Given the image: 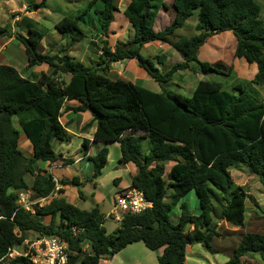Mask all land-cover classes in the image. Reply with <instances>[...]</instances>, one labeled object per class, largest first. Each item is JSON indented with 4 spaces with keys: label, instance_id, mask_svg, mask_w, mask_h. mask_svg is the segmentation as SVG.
<instances>
[{
    "label": "trees",
    "instance_id": "1",
    "mask_svg": "<svg viewBox=\"0 0 264 264\" xmlns=\"http://www.w3.org/2000/svg\"><path fill=\"white\" fill-rule=\"evenodd\" d=\"M47 2L33 3L28 11L44 9ZM162 8H168L164 0H130L123 13L134 29L133 38L117 41L113 48L104 41L101 56L92 67L70 56L67 49L60 54L42 53L45 29L32 18L21 17L20 25L27 34H17L16 38L25 48L29 67L48 65L51 73L43 72L35 80L24 78L10 65H0V261L25 242V234L35 233L38 239L51 236L67 242L68 264H100L104 256L113 257L136 243L154 252L163 249L157 264H185L188 246L211 248L212 240L222 236L212 227L214 203L221 199L226 203L217 206L220 219L234 224L244 221L246 194L234 189L229 169L245 168L264 188V103L255 88L264 86L262 7L256 0H173V21L156 31L153 26ZM118 10L116 0H89L82 15L63 18L56 29L63 39H70L72 47L87 37L81 20L92 12L99 34L108 39ZM195 11L198 34L176 37V31ZM9 28L0 25V40L10 36ZM224 32L235 37L234 57L257 66L253 80L232 90L219 81L200 80L192 96L186 97L174 91L156 93L108 75L112 64L124 60H136L139 68L161 86L180 71L197 74L192 63L199 64L203 73L222 74L217 65L199 62L198 54L207 38ZM154 41L169 44L182 61L162 72L166 56L150 59L141 53ZM71 101L81 105H67ZM87 111L96 129L93 141L84 139L82 147L92 163L93 178L102 176L109 150L103 148L90 156L92 142H117L121 164H133L137 169L132 187L153 205L141 214L125 215L113 233L105 228L106 216L99 207L80 209L62 197L40 205L55 192L64 194L59 185H82L78 178L58 182L47 171L37 169L36 163H75L56 154L53 141L63 142L68 136L61 123L64 113ZM17 126L32 145L31 156L20 147L22 137ZM144 139L151 143L147 154L142 151ZM173 158L180 162L171 169L172 181L166 182L165 163ZM28 175L33 177L31 185L26 181ZM192 190L200 200V215L188 214L182 204L181 216L173 222V208ZM20 191L28 192L30 209L21 205ZM80 198H84L82 192ZM47 216L51 217L49 224L39 219ZM189 225L194 228L188 230ZM250 254H259L264 264V235L246 234L224 264H245L243 258ZM11 263L33 264L24 256Z\"/></svg>",
    "mask_w": 264,
    "mask_h": 264
},
{
    "label": "rangeland",
    "instance_id": "2",
    "mask_svg": "<svg viewBox=\"0 0 264 264\" xmlns=\"http://www.w3.org/2000/svg\"><path fill=\"white\" fill-rule=\"evenodd\" d=\"M18 1V2H17ZM42 0H25L27 4V10H30L28 8L30 5L33 3H39ZM89 1V0H88ZM262 7V19L264 20V0H256ZM15 2L20 5L19 0H15ZM87 0H49L48 1V6L42 10L38 9H33L35 10L34 13H31L34 19L37 21H40L48 27L47 29L50 31L48 34L47 38L42 42L40 46V51L42 53H52V54H60V52L64 49H67V53H69V50L73 48L74 46L70 47V42L68 40L63 39L59 33L57 35L55 32H53L54 24L55 22L60 21V18H65V17H78L83 14L85 10ZM164 3L167 5L169 9L166 13H163L165 16H161L159 20L156 22L157 29L162 30L164 29L162 26H169L170 25V19L174 17V8H173V0H164ZM118 7L123 6L120 5L119 2H117ZM164 9V8H163ZM26 10V11H27ZM12 12H7L2 15L3 21L5 24H8L9 22H12L11 18L15 19L16 17H19L22 15L24 12H20L19 9L13 8L11 10ZM43 12L45 14H43ZM47 15V17L45 16ZM61 16V17H59ZM63 16V17H62ZM86 21H90L89 17L87 15L84 16ZM198 23V11H195L193 16L189 18L185 24V26L179 30L176 31L175 36L180 38V37H189L198 34L196 31V26ZM89 24V23H87ZM166 24V25H165ZM90 26V25H89ZM94 26L92 25L89 29L91 31H87V37L84 38L80 43V45L77 46V48L74 50L76 53V56L80 59L86 58L88 61H86L88 64H93L94 61L96 62L99 60L101 53H102V48L104 45V41H108L109 46L112 48L116 45L117 41H122L126 42L129 39H132L134 34L132 28L129 26L126 18L123 15H118L116 16V19L112 25L113 31L120 32L118 35L111 36L107 39L104 38L103 36L99 37L97 35H100L99 32H96ZM120 27H122L120 29ZM93 29V30H92ZM95 32V33H94ZM17 34H22L18 32V30H10V36L5 37L3 40L0 41V57L7 55V59L10 61L14 58V53H15V60L18 62V65L20 64V61L22 63V66H18L20 70H23V65L25 66V62L27 61V56L25 54V51H20L24 47L23 45L17 40L16 35ZM50 34L53 36H50ZM54 34V35H53ZM5 45V46H4ZM234 43L232 40H229L228 38H225L222 35H214L212 37H209L206 39L205 44L203 45V50L201 52V55L199 56V59L201 62H208L211 63L214 66H218L219 70L221 71L222 74H217L214 72H208L203 74L201 68L198 70V73H192L190 71H184V72H179L176 74L175 78L169 84L166 88H162L160 84L156 83L154 80H151L147 75V73L143 69H139V75L140 77H148V79H141L137 83L144 88L151 90L153 92H161V89H165L168 91H181V94H183L186 97H191L192 96V89L197 85V83L200 80H211V81H219L222 82L224 85L225 89L232 90L233 87L239 83H245L247 84L250 82V77L252 75H242L243 74V69L240 63L241 61L243 63H246L245 60H236L234 57ZM99 51V53H98ZM149 53L153 56L156 54V51L153 49H149ZM206 55V56H205ZM6 57V56H5ZM179 57V56H178ZM211 57L215 58L212 59V61H209L210 59H204ZM23 59V60H22ZM85 59V60H86ZM176 60V59H175ZM175 60L171 62H168L164 65V69L167 70L170 67H172L173 64H175ZM181 60V58H180ZM8 61V62H9ZM238 61V63L236 62ZM240 61V62H239ZM229 63V64H228ZM97 64V63H96ZM232 64V67L234 68L233 65H235L237 74L232 69L230 66ZM230 65V66H229ZM139 68V67H138ZM163 67H161L162 69ZM51 73V69L48 65H42L39 67H35L33 70H31L30 77H33V79L37 80L41 73ZM136 68L134 69V66H130L123 69L122 67L114 64L111 65V68L108 72V75L114 77L115 79L121 78H132L134 77L133 75H136ZM142 73H145L147 75H143ZM239 74V75H238ZM111 78V77H110ZM133 79V78H132ZM261 88V89H260ZM258 89V88H257ZM259 95L262 97L263 103H264V86L259 87V90H257ZM65 114L63 115L62 122L66 126L67 130L72 131L74 134L78 135L79 137L85 136L87 134L88 138L89 135L93 133V123H92V118L91 120H88L83 124L82 120L80 119H72L68 121V119L65 117ZM90 115V114H89ZM89 119V118H87ZM81 121V122H80ZM21 133V144L20 147L24 151V153L27 156L32 155V149L30 148V143L24 139H26V136L22 129L17 126ZM71 136V137H70ZM68 136L66 139H68L67 142L61 143L58 140L54 143V148L56 150V153H64L62 154L63 157L67 159H73L75 160L76 157L82 156V140L78 139L75 137L73 134ZM29 143V144H28ZM68 145V146H66ZM98 149V146H94L92 149L93 152H95ZM110 150V157L108 158V163L106 165V169L103 172L102 177L99 179V187L98 190L96 191V194L94 197H90L84 201L80 202L79 205L80 207H84L88 210H91L95 207H100L102 212H104L106 215H108L109 211L112 208L111 201L113 196L116 193V187H118L121 179L123 181L124 186H128L130 182L129 178V173L126 171V167L121 166V164L118 163L116 160V155H117V150L114 145L109 147ZM92 153V152H91ZM145 153V152H144ZM57 166H63L61 162H57ZM55 165V164H53ZM50 166L49 164L45 165L46 167ZM84 168L82 169L81 165H70L67 166V168L61 169L59 172H62V175L64 177H68V172L73 175V176H84L86 179H90V176L93 174V166L91 163H88V161L85 160L83 162ZM37 169H39V163H36ZM64 167V166H63ZM246 170L245 168H241ZM237 173V169L233 170V173ZM119 177L121 179H119ZM256 178V177H255ZM70 181L74 179L73 177L67 178ZM26 181L28 183L33 182V177L28 175L26 177ZM93 180H88V193L90 184L93 185ZM260 184V182H259ZM70 188L69 190H73L74 195L77 197V199L80 198L79 190L75 186L67 187V189ZM72 188V189H71ZM86 189V190H87ZM191 199H194L191 198ZM52 199L49 198L48 200L45 201H40V205L42 206L46 203H49ZM25 203L27 207L30 209L31 203H30V197L29 195L27 196ZM192 204V212H196L194 209V202H190ZM99 205V206H97ZM197 213V212H196ZM199 213V212H198ZM172 218L174 219V216L172 215ZM43 223L49 224L51 222V217H44ZM218 229L224 233L225 235L228 236V224H226L222 220L217 221ZM105 228L107 229L108 233H113L115 232L119 227H120V221L116 220V217L114 215V212H111L110 215L107 216L105 224ZM28 243L30 244L32 241L35 239V234L33 233H27L25 234ZM29 244L26 245L25 247L29 248ZM85 249L86 246H85ZM27 252V250L25 249ZM20 253H24V249L21 248L19 250ZM157 254L158 252H152L149 249L145 247L143 243H140L138 245H133L128 247L127 249L123 250L121 253L117 254L114 258L111 257L110 255L104 256L103 259L107 260L106 262L103 260L101 261L100 264H156L157 263ZM187 260L188 264L190 263L191 260H195L196 264L199 263L198 261H203L202 257H199L198 255H192L189 256L187 255ZM200 264V263H199Z\"/></svg>",
    "mask_w": 264,
    "mask_h": 264
},
{
    "label": "crops",
    "instance_id": "3",
    "mask_svg": "<svg viewBox=\"0 0 264 264\" xmlns=\"http://www.w3.org/2000/svg\"><path fill=\"white\" fill-rule=\"evenodd\" d=\"M117 2H119V4L120 5H123V6L118 7ZM129 2H130V0H116V4H117V7H118L119 10L117 12H115L114 21L116 19L117 14L118 15H123L126 18V16L124 15L123 12H124L125 8L127 7V5L129 4ZM19 3H20V5H18L15 2V0H0V25H2V26H8V27H10L9 28L10 30H13V31L14 30H18L19 33L22 32L23 35H26L27 34V30L24 27H22V25H20V19H21L22 16H27L29 18L34 19L35 17H33L31 13H34L35 10L28 11L27 10V4H26L25 0H19ZM87 5H88V0H87L85 9H86ZM47 6H48V2H47ZM16 7L19 9L20 12H23V10H24V12L22 13L21 16L16 17L15 19H13V17H12L11 20H13V21L12 22H9L8 24H5V22L3 21L4 19H3L2 15L4 13H6V11L7 12H12L11 10L13 8H16ZM38 10H42V9H38ZM166 10L168 11L169 9H166V8L163 9L162 8L158 12V15H157V17L155 19V23H154V26H153L156 31H162L166 27H168V26H162L164 29L159 30V29H157V25H156V22L159 20V18L161 16H165L163 13H166L167 12ZM43 14H45V13L43 12ZM174 15H175V12H174ZM45 16L47 17V15H45ZM87 16L89 17V20L90 21H86L84 17L81 20V27L84 30V33L87 35V31H91V29H89V28L92 25L94 26L93 28H95L96 32H99V29H98L99 25L97 23V20L95 19V16L93 15V13L92 12L91 13H88ZM59 17H61V16H59ZM62 19L63 18H60L59 20H62ZM173 19H174V17L170 19V24L173 21ZM126 20H127L128 24H129V26L132 28L133 34H134V29H133L130 21L127 18H126ZM114 21L112 22L111 27H110V31H109L110 34H111V36L120 34V32L113 31V29H112V25H113ZM37 22L46 31L45 38L43 39V41H44L47 38V36L50 33V31L47 29L48 27L46 26V24H44V23H42L40 21H37ZM58 22H55V24L53 25L54 28H52L53 29V32H55L56 35L58 33V30L56 29V24ZM87 23H89V24H87ZM121 28L122 27H120V29ZM220 35H222L225 38H228L229 40H232L233 41V43L235 45L233 52H235L236 40H235V37L233 36V34L231 32H224V33H222ZM50 36H52V35L50 34ZM97 36H99V37L101 36L102 37V35H97ZM1 40H3V39H1ZM65 40H68L70 42V39H68V38H66ZM78 45H80V44H77L76 46H74L73 48H71L69 50V53L68 54L70 56L76 58L77 60L81 61L84 65H86L88 67H92V66L96 65V63L98 62V60L96 62L94 61V63L90 65V64H88L86 62V61H88L86 58L80 59V58H78V56H76V53H75L74 50L77 48ZM202 48H203V46L199 50V54H198V60H199V62H201L200 59H199V56L201 55V52L203 50ZM149 49H153L154 51H156V54H154L152 56L149 53ZM20 51H25V48H23ZM98 53H99V51H98ZM141 53H142L143 56H145L147 58H150V59H154L156 56H159V55H164V56H166L168 62H171V60L174 61L175 59H176L175 60V63L182 61V59L180 60L181 57L178 55V53H176L175 50L169 44H167L165 42H162V41H154V42H151L149 44H146L142 48ZM5 56H1L0 57V65L1 64H5V65H10V66L16 68L18 70V72L24 78H30V75L33 74V73L32 74L30 73L31 70H33L35 67H39V66L29 67L28 58L26 57L27 58V61L25 62V66L23 65V67H24L23 70H20V68L18 66L19 65L22 66V63L20 61V64L18 65V62L15 60V53H14V58L12 60H10V61L7 59L8 56L7 55H5ZM215 58H211V57L205 58L204 57V59H207V60L210 59L209 61H212V59H215ZM235 59L236 60H241V59H237V58H235ZM236 62L238 63V61H236ZM201 63H208V62H201ZM240 63L243 64V65H241V67L243 69V74L242 75H252L250 77V81L253 80L254 77H255V75H256V73H257V66L255 64L250 65L248 63H243L242 61ZM114 64L122 67L123 69L129 67V65L130 66H134V69L136 68V72H135L136 75H133L134 76V77H132L133 79L132 78H121V77L119 79L132 82L133 84H136V85H139V84L134 83V82H138L140 80V78L141 79H148V77H149L151 80H153L149 75H147L145 73H142V74L143 75H147L148 77H144V76L143 77H140V76H138L139 75V69H141V68H138L139 66H138V62L136 60H124V61H120V62L114 63ZM114 64H112V65H114ZM191 65L193 67H195L197 71L201 68L200 65L197 64V63H192ZM233 66H234V68L232 67V64H231L230 67L232 69H234V71H235L236 70V68H235L236 66L235 65H233ZM162 67H163L162 69L160 68L162 72H165V71L168 70V69L167 70L164 69V67H165L164 65ZM180 72H184V71H180ZM235 72L237 74V71H235ZM203 74H205V73H203ZM110 77L111 78H114L111 75H110ZM68 79H69V77H68ZM172 81H170L167 84H164L163 86H161V85L160 86L162 88H166L169 84H171ZM139 86H141V85H139ZM141 87H143V86H141ZM195 87L192 89L193 92L195 90ZM259 87H261V86H255L256 89L258 88L257 90H259ZM163 91H168V90L161 89V92H156V93H162ZM174 92L181 93V91H174ZM193 92H192V94H193ZM67 105L72 106V107H77V106H80L81 104L79 102H77V101H71V102H68ZM65 117L68 119V121H70L72 119H79V120L81 119L82 120V123L81 124L84 125V123L86 121L91 120L90 118H92V115H91V113L89 111H87V112H80V113L68 112V113L65 114ZM87 118H89V119H87ZM61 123L63 124L62 119H61ZM95 129H96V123H93V133L89 135V138H88L87 134L85 136L79 137L78 135L74 134L72 131L67 130L68 131V139H69V136L71 134H73L75 137H77L78 139L82 140V142H83L84 139H89V140L93 141L92 137H93V134L95 132ZM134 135H138V133H135ZM68 139H66L63 142L59 141L60 142L59 144L67 142ZM24 140H26V139H24ZM55 142H56V140L53 141V146H54V143ZM112 145H114L116 147V150H117L116 160L118 161L119 164H121V162H120V159L122 157L121 147H120V144L117 143V142H115V143H107V142H100V141L92 142L91 147H90V151H89V154L88 155L95 156L103 148H108V150H109V147L112 146ZM66 146H68V145H66ZM94 146H98V149L95 152L92 151V149L94 148ZM30 148L32 149V145L30 146ZM150 148H151L150 141L148 139H144L143 142H142V151H143V153L145 152V154H147L149 152ZM54 150H55V148H54ZM55 153H56V150H55ZM56 154H58V153H56ZM59 154H64V153H59ZM109 157H110V150H109L108 158ZM85 160L88 161V163H91L88 160V157L84 156V153H83V150H82V156L76 157L75 158V163L73 165H77V166L78 165H81L82 166V169H83L84 168L83 162H85ZM179 162H180L179 159H174V158L166 161V163H165V174H164V180L166 182H171L172 181L171 169L173 168L174 165L178 164ZM38 163H39V168L40 169L41 168H45V165L46 164H49V163H44V162H38ZM107 163H108V159H107ZM57 164L58 163H55V165L49 164L50 166L46 167V169H43V170L47 171L48 174L53 175V177L55 178V180L58 181V182L59 181H62V180L63 181H70L69 179H67L69 177L78 178L79 179V182L82 183V185L79 186V187H76V188H77V190H79V194H80V192L83 193L84 198L83 199H77V197L74 195L73 190H69L70 188L67 189V187H71V185L70 186H66V187H62L61 185H59L58 186V190L63 188L64 189V194H59L58 192H55L49 198H51L53 200L54 198H61L62 197V198H65L72 205H74V206H76V207H78L80 209L88 210V209H86L84 207L83 208L80 207L79 203L86 201L89 198V196L90 197H94L95 196L96 191L98 190V187H99V179L102 176L100 178H97V179L93 178V175H94V171H93V174L90 176V179L89 178L86 179V178H84V176H81V175H79V176H73L69 172L67 174L68 177H64L62 175V172H59V171L61 169L67 168V166H64V167L63 166H57ZM121 166L126 167V171L129 173L130 182H129V185L128 186H124L122 179L119 177V179H121V181L118 184L119 185L118 187H116L117 185L115 186L116 193H115V195L112 198V201H111L112 208L109 211L108 215H110L111 212H114V203L116 201L117 196L120 195V194H122V193H124V192H127V191H129L130 189L133 188L132 187V179H133V177L137 173V169H136L135 165H133V164H127V165L121 164ZM105 169H106V166H105L103 172L105 171ZM234 169H237V173L236 172L233 173V170ZM229 171H230L231 176H232V179L234 181V189H242L245 192V194H246V200H245V208H246V211H245V219H244V221L241 224H234V223L228 222L226 220L220 219V210H219V207H217V206H219V205H225L226 203L222 199L220 201L214 203V205L216 206V209H215L216 210L215 211L216 213L213 214L212 227L215 229V231H217L218 233H220L222 236L221 237H216V238H214L212 240V242L210 244V247L211 248H206L202 244H195V245H192V246H188L187 249H186V261H185V264H188L189 263L188 260H187L188 259L187 258V255H189V256L198 255L199 257H202L203 261H200V260L198 261L200 264H224V263H226L228 260H230L232 258L233 254L235 252V249L240 244V242L242 241L243 237L246 234H248V233H256V234L264 235V188L262 187L261 183L259 184V181L257 180V178H255L253 176H250L248 170H244V169L236 168V167H231L229 169ZM88 180H90V181L93 180L92 181L93 182V185L90 184V188H89V191L90 192L89 193H88V189H87V187H88L87 181ZM28 184L31 185L32 182L31 183H28ZM170 194L171 193H169L168 197L166 198L167 201L169 200ZM28 195L29 194L26 191H20L19 192V196L22 199V202H24V203H25V200H26V198H27ZM193 197H194V199H191ZM49 198L44 199L43 201L48 200ZM190 202H194V206H195L194 209H195V211L197 213L196 212H194V213L192 212L193 207H192V204ZM182 204H185L186 205V207H187V213L188 214L195 215V216H199L200 215V213H201L200 200H199V197L196 194L195 190H192L185 197H183L180 200V202L173 208V211L171 213V220L173 222H177L178 219H179V217L181 216V213H182L181 205ZM97 206H99V205H97ZM101 212H102V210H101ZM102 213L107 218L108 215H106L104 212H102ZM172 215L174 216V219L172 218ZM43 218L44 217H40L39 219L41 221H43L42 220ZM218 220H222L226 224H228V236L225 235L224 233H222L218 229V225H217V221ZM193 228L194 227L192 225H189L187 227L188 230H192ZM201 230H204V229H201ZM33 234H35V233H33ZM37 237H38V235L35 234V239L36 240L34 239V241H32L30 244H32V243L40 240L41 238H43V237H41V238L38 239ZM26 240H25V242L21 246H18V247L13 248L12 253L10 255H8V257H7V259L5 261H0V264H12L11 261L13 259H15L16 257L23 256V253H20L19 250L21 248H23L24 251H25V249H28V247L27 248L25 247L27 244H29L28 241H26ZM25 243H26V245H25ZM138 244H140V243H136V244H133V245H138ZM133 245H130V246H133ZM130 246H128V247H130ZM152 252H154V251H152ZM156 252H158L157 258H156L157 259L156 261L158 263V258L162 254L163 249H160L159 251H156ZM102 260H103V262L104 261L105 262L107 261L105 259H102ZM243 261H244L245 264H263V262H262L261 257H260L259 254H250V255H247V256H245L243 258ZM190 263L196 264L195 260H191ZM199 263H197V264H199Z\"/></svg>",
    "mask_w": 264,
    "mask_h": 264
},
{
    "label": "built area",
    "instance_id": "4",
    "mask_svg": "<svg viewBox=\"0 0 264 264\" xmlns=\"http://www.w3.org/2000/svg\"><path fill=\"white\" fill-rule=\"evenodd\" d=\"M20 203L29 209L21 198ZM152 207V203L145 199L142 192L132 188L117 196L114 215L117 221H121L125 215H138ZM26 250L23 256L29 258L33 264H68V243L59 237L45 236L30 244Z\"/></svg>",
    "mask_w": 264,
    "mask_h": 264
}]
</instances>
